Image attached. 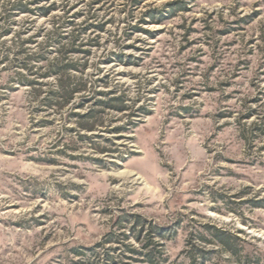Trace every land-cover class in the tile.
<instances>
[{
    "label": "rangeland",
    "instance_id": "374dc122",
    "mask_svg": "<svg viewBox=\"0 0 264 264\" xmlns=\"http://www.w3.org/2000/svg\"><path fill=\"white\" fill-rule=\"evenodd\" d=\"M0 264H264V0H0Z\"/></svg>",
    "mask_w": 264,
    "mask_h": 264
},
{
    "label": "trees",
    "instance_id": "16d2710c",
    "mask_svg": "<svg viewBox=\"0 0 264 264\" xmlns=\"http://www.w3.org/2000/svg\"><path fill=\"white\" fill-rule=\"evenodd\" d=\"M47 13H48V11H45L46 15H47ZM71 67L75 68L72 65H65V66H61L58 64L56 65V73H58L59 75L62 74L59 77L61 80H60V86L58 88V93H57V98H58L60 104L62 105V107L70 104L75 99L76 95L81 93V91H82V88H79L77 86L75 88H72L69 85L71 78L68 76H66V77L64 76L66 71H68V69ZM115 101L120 102L119 99L111 100V102H115ZM119 109L121 111L124 110V108H122V107H120ZM81 119L90 120V119H92V115L91 116L90 115L89 116H81ZM87 129L91 130V129H93V127L91 126V127H88ZM216 237H218V239H220L223 242V244L226 245L227 242H225V240H224V237H226V234H222L220 231H217ZM154 257L151 256V259H150V256H148L149 261L154 262V260H155Z\"/></svg>",
    "mask_w": 264,
    "mask_h": 264
},
{
    "label": "bare ground",
    "instance_id": "6f19581e",
    "mask_svg": "<svg viewBox=\"0 0 264 264\" xmlns=\"http://www.w3.org/2000/svg\"><path fill=\"white\" fill-rule=\"evenodd\" d=\"M141 179V178H140Z\"/></svg>",
    "mask_w": 264,
    "mask_h": 264
}]
</instances>
